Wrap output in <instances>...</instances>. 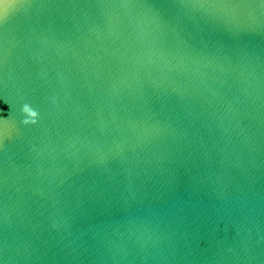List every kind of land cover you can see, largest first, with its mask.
Wrapping results in <instances>:
<instances>
[{"label": "water", "instance_id": "95a60500", "mask_svg": "<svg viewBox=\"0 0 264 264\" xmlns=\"http://www.w3.org/2000/svg\"><path fill=\"white\" fill-rule=\"evenodd\" d=\"M0 264H264V0H0Z\"/></svg>", "mask_w": 264, "mask_h": 264}, {"label": "clouds", "instance_id": "9594fccd", "mask_svg": "<svg viewBox=\"0 0 264 264\" xmlns=\"http://www.w3.org/2000/svg\"><path fill=\"white\" fill-rule=\"evenodd\" d=\"M23 112L27 114L28 117H30V119H26L24 122L25 123H35L36 122V118L38 117L39 113L34 110L30 105L25 104L23 106Z\"/></svg>", "mask_w": 264, "mask_h": 264}]
</instances>
